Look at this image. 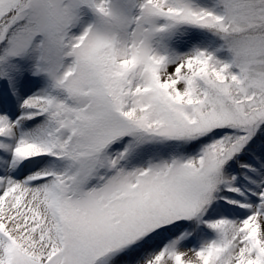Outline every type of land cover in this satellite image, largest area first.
I'll return each mask as SVG.
<instances>
[{"label": "snow or ice", "instance_id": "obj_1", "mask_svg": "<svg viewBox=\"0 0 264 264\" xmlns=\"http://www.w3.org/2000/svg\"><path fill=\"white\" fill-rule=\"evenodd\" d=\"M0 264H264V0H0Z\"/></svg>", "mask_w": 264, "mask_h": 264}]
</instances>
